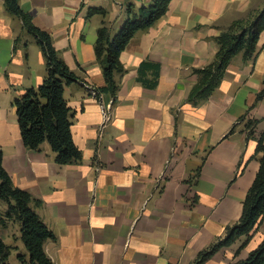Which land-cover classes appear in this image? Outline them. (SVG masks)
<instances>
[{
  "label": "crops",
  "instance_id": "obj_1",
  "mask_svg": "<svg viewBox=\"0 0 264 264\" xmlns=\"http://www.w3.org/2000/svg\"><path fill=\"white\" fill-rule=\"evenodd\" d=\"M130 4L136 11L152 0H19L77 77L63 96L82 161L59 165L47 141L37 150L21 141L13 100L43 82L45 61L0 0L2 165L15 187L40 201L34 210L55 236L44 243L54 264H190L238 221L259 167L264 29L254 56L234 55L207 99L194 104L188 97L199 81L193 70L214 61L216 38L251 19L264 0H171L121 51L125 72L115 75L116 98L91 94L89 88L105 86L97 30L106 26L115 35ZM249 120L257 121L251 135ZM5 208L0 202L1 213ZM2 229L10 232L0 233L9 257L28 260L20 223L9 220ZM263 238L264 220L238 253L245 236L205 264L245 259Z\"/></svg>",
  "mask_w": 264,
  "mask_h": 264
},
{
  "label": "trees",
  "instance_id": "obj_2",
  "mask_svg": "<svg viewBox=\"0 0 264 264\" xmlns=\"http://www.w3.org/2000/svg\"><path fill=\"white\" fill-rule=\"evenodd\" d=\"M170 1L152 0L150 6L136 11L131 4L128 5L129 18L115 35L106 26L98 28L94 52L105 79V86L96 88L97 94L107 93L116 98L120 83L115 75L125 72L119 60L121 51L136 33L150 28L166 13ZM4 8L8 14L19 19L25 31L36 40L46 68V76L38 87L26 89L21 97L13 100L21 141L28 150H37L47 141L57 164H78L82 161V152L72 140L70 108L63 96L64 87L76 82L77 77L54 49L50 35L36 28L30 16L20 9L19 0H4ZM263 29L264 8L251 19L236 21L227 31L221 33L216 38L218 51L214 61L204 68L193 70L199 81L192 88L188 101L198 104L207 99L218 86L234 55L242 52L245 59L252 58L256 52L258 36ZM263 95L264 92L258 98ZM256 123V120L247 122L250 135ZM255 153L261 154L259 167L243 200L238 221L227 226L222 237L200 250L190 264H205L219 250L245 236L246 240L236 252L238 253L249 241L250 233L264 220V133L257 140ZM199 173L198 171L194 177ZM0 202L6 207L3 213L0 212V226H5L9 220L20 223L21 241L29 255L26 264H54L44 251V243L54 240L55 236L34 210L35 206L40 205V201L14 186L11 177L3 168L1 149ZM8 257L9 249L0 236V264H6ZM18 259L24 262L22 256ZM232 264H264V238L245 259L236 260Z\"/></svg>",
  "mask_w": 264,
  "mask_h": 264
},
{
  "label": "rangeland",
  "instance_id": "obj_3",
  "mask_svg": "<svg viewBox=\"0 0 264 264\" xmlns=\"http://www.w3.org/2000/svg\"><path fill=\"white\" fill-rule=\"evenodd\" d=\"M0 228H1V226H0ZM3 228V227H2ZM0 233H4V234H6L7 235V237L9 238V231L7 230V231H5L4 229H2V230H0ZM9 249V248H8ZM26 259H24V262H21L19 259H18V257H12V256H10L8 259H7V261H6V264H26Z\"/></svg>",
  "mask_w": 264,
  "mask_h": 264
},
{
  "label": "built area",
  "instance_id": "obj_4",
  "mask_svg": "<svg viewBox=\"0 0 264 264\" xmlns=\"http://www.w3.org/2000/svg\"><path fill=\"white\" fill-rule=\"evenodd\" d=\"M88 90L90 91L91 94H96V91L93 90L92 88H89ZM102 113H103V115H104V119H106V118H107L106 109H103V108H102Z\"/></svg>",
  "mask_w": 264,
  "mask_h": 264
}]
</instances>
